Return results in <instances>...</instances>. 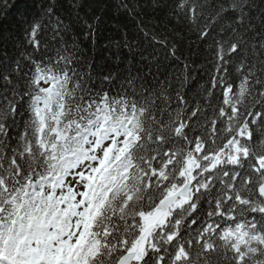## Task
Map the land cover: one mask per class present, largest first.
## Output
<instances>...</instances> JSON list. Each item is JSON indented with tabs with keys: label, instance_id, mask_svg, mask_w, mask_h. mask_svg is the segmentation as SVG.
<instances>
[{
	"label": "snow or ice",
	"instance_id": "snow-or-ice-1",
	"mask_svg": "<svg viewBox=\"0 0 264 264\" xmlns=\"http://www.w3.org/2000/svg\"><path fill=\"white\" fill-rule=\"evenodd\" d=\"M169 2L155 44L212 55L195 98L69 37L109 9L147 37L165 0H3L0 264H264V0Z\"/></svg>",
	"mask_w": 264,
	"mask_h": 264
},
{
	"label": "trees",
	"instance_id": "trees-1",
	"mask_svg": "<svg viewBox=\"0 0 264 264\" xmlns=\"http://www.w3.org/2000/svg\"><path fill=\"white\" fill-rule=\"evenodd\" d=\"M7 2L11 4L14 0ZM165 3L168 7L162 6L156 12L149 10L148 15L154 19L150 24L147 18L145 19L149 33L147 37L132 20L119 16L114 9H109L103 14L94 36L85 38L83 26L75 22L73 13L76 31L69 32V37L79 45L80 59L85 67L93 65L97 72L112 71L114 74L125 75L129 70L133 75L141 72L154 83L156 80L162 84L173 82L177 87L179 83L175 79L176 76L186 72L188 79L184 87L190 89V98L203 95V90L209 86L210 77L214 72L208 45L197 42L195 36L185 29L186 38L179 44L177 56L172 57L165 51L164 45H157L152 40L154 34H159L157 38L165 34L157 27V20L163 18L164 13L170 15L169 0H165ZM2 4L3 0H0V6ZM7 11H0V25L14 30V20L6 15ZM80 15L83 16L84 11H81ZM173 22L175 23V20ZM127 44H131V47ZM217 93L219 95L218 90ZM215 102L219 103L218 100Z\"/></svg>",
	"mask_w": 264,
	"mask_h": 264
}]
</instances>
